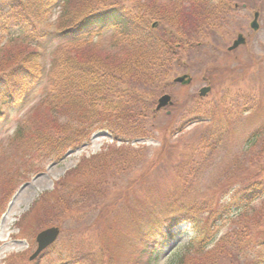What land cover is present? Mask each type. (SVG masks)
I'll return each instance as SVG.
<instances>
[{"label": "rangeland", "instance_id": "1", "mask_svg": "<svg viewBox=\"0 0 264 264\" xmlns=\"http://www.w3.org/2000/svg\"><path fill=\"white\" fill-rule=\"evenodd\" d=\"M230 1L238 6L226 14L229 33L220 30V35L201 38L199 47L196 42L177 53L165 80L174 104L156 112L162 93L152 97L143 136L122 144L97 132L58 164H43L30 174L33 167L13 139L20 126L45 110V94L58 72L46 60L35 95L0 119V264H135L156 219L195 209L207 241L214 243L253 215L250 208L229 214L227 203L255 179L264 187V0ZM0 10L8 19L36 16ZM255 11L260 12L257 31L250 27ZM40 15L48 26L56 23L59 10ZM239 33L246 44L229 52ZM115 36L106 32L97 40L107 48ZM183 74L192 83L174 84ZM208 83L212 90L200 98V88ZM107 149L113 155L96 156ZM259 195L251 205L258 212L264 208V188ZM59 211L63 215L55 217ZM49 222L62 228L60 239L44 258L30 262L36 249L32 235ZM252 239L245 252L240 250V259H253ZM187 243L182 233L162 244L151 264H168L169 256Z\"/></svg>", "mask_w": 264, "mask_h": 264}, {"label": "trees", "instance_id": "2", "mask_svg": "<svg viewBox=\"0 0 264 264\" xmlns=\"http://www.w3.org/2000/svg\"><path fill=\"white\" fill-rule=\"evenodd\" d=\"M229 3L230 0H0V8L36 13L35 19L20 20L8 19L0 10V73L7 77L26 65L24 70L30 80L28 90L9 96L0 107V119L6 111L10 113L35 95L43 82L47 59L49 66L58 70L45 94V110L20 126L14 135L22 157L33 167L30 174L89 142L98 130L108 131L116 140L143 136V121L149 117L152 97L167 89L165 80L175 66V56L196 42L199 47L201 38L210 39L220 22L224 21L226 28ZM57 10L56 23L44 26L40 14ZM29 21L46 33L44 47L31 38L35 33ZM106 32L116 36L111 46L104 48L97 39ZM107 155H113V151L96 156ZM89 160H84L80 168ZM260 185V179H255L234 193L227 212L234 215L250 208L253 215L246 216L239 227L214 243L207 241L209 236L199 225L195 209L156 219L146 230L143 250L135 264H151L161 245L182 233L188 243L169 256L168 264H264V237L258 238L259 232L264 234V208L259 212L251 208L264 188ZM61 215L59 211L55 217ZM50 224L53 222L47 225ZM252 232L257 233V237L252 234L254 239ZM251 239L255 247L253 259H240V250L245 252L244 246L249 241V248ZM74 252L70 249V253ZM45 255L46 252L35 262Z\"/></svg>", "mask_w": 264, "mask_h": 264}, {"label": "snow or ice", "instance_id": "3", "mask_svg": "<svg viewBox=\"0 0 264 264\" xmlns=\"http://www.w3.org/2000/svg\"><path fill=\"white\" fill-rule=\"evenodd\" d=\"M28 23L32 32L35 33V36L31 38L35 39L36 43L40 44L41 47H44L43 40L46 38V33L34 21H29ZM25 68L26 65L17 68L7 77L3 73H0V107L6 103L9 96L18 95L29 89L30 80L27 72L24 70Z\"/></svg>", "mask_w": 264, "mask_h": 264}, {"label": "water", "instance_id": "4", "mask_svg": "<svg viewBox=\"0 0 264 264\" xmlns=\"http://www.w3.org/2000/svg\"><path fill=\"white\" fill-rule=\"evenodd\" d=\"M258 13L255 14V20L252 22L251 26L254 29H258ZM244 42V39L240 35L238 40L234 43L231 49L236 48L239 44ZM176 82L187 84L191 81V79H187V76H180L175 79ZM210 90V87H204L200 91V95L204 96L206 93ZM169 104H172V98L169 94H165L162 97H160L157 105V110L168 106ZM59 235V228L52 227L49 229H46L42 232H40L37 236V243L38 248L36 252L32 255L31 259H34L40 252H42L45 248H47L49 245H51L58 237Z\"/></svg>", "mask_w": 264, "mask_h": 264}, {"label": "flooded vegetation", "instance_id": "5", "mask_svg": "<svg viewBox=\"0 0 264 264\" xmlns=\"http://www.w3.org/2000/svg\"><path fill=\"white\" fill-rule=\"evenodd\" d=\"M244 7H245V6H244ZM218 44H219V42H218ZM218 44H217V45H218ZM203 79L206 80V78H203Z\"/></svg>", "mask_w": 264, "mask_h": 264}]
</instances>
